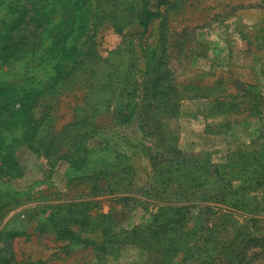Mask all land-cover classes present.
<instances>
[{
	"label": "rangeland",
	"instance_id": "obj_1",
	"mask_svg": "<svg viewBox=\"0 0 264 264\" xmlns=\"http://www.w3.org/2000/svg\"><path fill=\"white\" fill-rule=\"evenodd\" d=\"M0 264H264V0H0Z\"/></svg>",
	"mask_w": 264,
	"mask_h": 264
}]
</instances>
